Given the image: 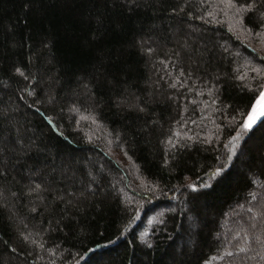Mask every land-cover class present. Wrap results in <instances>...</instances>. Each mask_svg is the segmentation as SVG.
<instances>
[{"label":"trees","instance_id":"obj_1","mask_svg":"<svg viewBox=\"0 0 264 264\" xmlns=\"http://www.w3.org/2000/svg\"><path fill=\"white\" fill-rule=\"evenodd\" d=\"M262 41L222 0H0V264H264Z\"/></svg>","mask_w":264,"mask_h":264},{"label":"snow or ice","instance_id":"obj_2","mask_svg":"<svg viewBox=\"0 0 264 264\" xmlns=\"http://www.w3.org/2000/svg\"><path fill=\"white\" fill-rule=\"evenodd\" d=\"M226 4L227 8L233 12V15L237 21V24L245 32H254L256 28H264V0H243L242 3H239L238 0H222ZM247 17L248 23H251L253 27L249 29L245 23L244 17ZM264 43V41H262ZM19 72V69H17ZM260 73L264 70L252 69ZM23 75V73H20ZM264 78V77H262ZM243 79V77H241ZM259 98L261 101H264V84L259 85ZM141 111L143 109H140ZM264 117V108L257 110L256 106L253 105L251 111L246 115L243 121V127L246 130H250L252 126L257 122V119ZM193 191H196L195 186H191ZM41 188L40 184L35 185V189L39 190ZM239 251H245V247H239ZM227 255L231 256L232 252H228Z\"/></svg>","mask_w":264,"mask_h":264},{"label":"water","instance_id":"obj_3","mask_svg":"<svg viewBox=\"0 0 264 264\" xmlns=\"http://www.w3.org/2000/svg\"><path fill=\"white\" fill-rule=\"evenodd\" d=\"M257 108V110H261L262 108H264V101H261L259 96L256 99V101L254 102V104ZM251 111V110H250ZM264 120V117H260L257 119V122L252 126V128L250 129V131L254 130L257 126H259L260 123H262Z\"/></svg>","mask_w":264,"mask_h":264},{"label":"rangeland","instance_id":"obj_4","mask_svg":"<svg viewBox=\"0 0 264 264\" xmlns=\"http://www.w3.org/2000/svg\"><path fill=\"white\" fill-rule=\"evenodd\" d=\"M113 157V156H112ZM115 157H117V156H115ZM118 158V157H117ZM119 162L120 163H122L123 165H125V162H123V160L122 159H119ZM239 211H236V212H234L233 214H231L230 215V217H229V219H225L226 220V222L224 223V227L222 228V233L223 232H227L228 230H229V222H231V220L233 219V218H235L236 216H235V214H237ZM228 222V223H227Z\"/></svg>","mask_w":264,"mask_h":264}]
</instances>
